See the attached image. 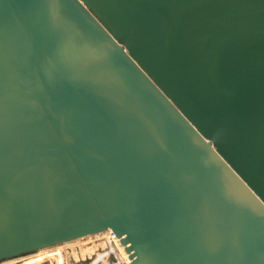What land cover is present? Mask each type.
Returning <instances> with one entry per match:
<instances>
[{
    "label": "water",
    "instance_id": "water-1",
    "mask_svg": "<svg viewBox=\"0 0 264 264\" xmlns=\"http://www.w3.org/2000/svg\"><path fill=\"white\" fill-rule=\"evenodd\" d=\"M105 229L264 264V0H0V260Z\"/></svg>",
    "mask_w": 264,
    "mask_h": 264
},
{
    "label": "built area",
    "instance_id": "built-area-1",
    "mask_svg": "<svg viewBox=\"0 0 264 264\" xmlns=\"http://www.w3.org/2000/svg\"><path fill=\"white\" fill-rule=\"evenodd\" d=\"M117 240L118 239L110 229H105L96 234L86 235L71 241L63 242L61 245L63 248L62 253H58V255L61 256V264L70 263V260L74 262L70 264H79L78 262L81 261H86L85 264H128L129 260L122 254ZM83 245L84 248L82 249ZM54 246L57 245L47 248H53ZM91 246H93V248H90ZM88 249L91 250L88 251ZM36 251L28 253L25 257ZM108 256L111 257V262L106 261ZM17 257L8 259L3 264H12V262L13 264L17 263V259H20V255ZM41 263L50 264L51 261L49 258H46L38 264Z\"/></svg>",
    "mask_w": 264,
    "mask_h": 264
},
{
    "label": "bare ground",
    "instance_id": "bare-ground-1",
    "mask_svg": "<svg viewBox=\"0 0 264 264\" xmlns=\"http://www.w3.org/2000/svg\"><path fill=\"white\" fill-rule=\"evenodd\" d=\"M117 243H118V245H119V247H120V250H121V252H122V254L124 255V257L125 258H127V253H125V251H124V249H123V246L119 243V241L117 240ZM57 246H60V245H62V243H57L56 244ZM57 246H54L53 248H51L52 249V251L50 252L51 253V256L50 257H48L49 259H50V261H51V263L52 264H55V257H54V254H55V252H56V247ZM84 248V245L82 246V249ZM90 248H93V246H91ZM46 249H49V248H42V249H39L38 251H36L35 253H34V255H31L30 257H27L26 259H29V260H27V261H25L24 260V262H22L23 264H31L34 260H36V261H38L39 260V258H41V257H44V256H46V255H48L49 254V251L50 250H47L46 251ZM40 261V260H39ZM53 261V262H52ZM50 263V264H51Z\"/></svg>",
    "mask_w": 264,
    "mask_h": 264
},
{
    "label": "rangeland",
    "instance_id": "rangeland-1",
    "mask_svg": "<svg viewBox=\"0 0 264 264\" xmlns=\"http://www.w3.org/2000/svg\"><path fill=\"white\" fill-rule=\"evenodd\" d=\"M56 252H55V254H54V257H55V264H61V261H60V258H61V256H59L58 255V253H62V246L60 245V246H57L56 248ZM47 250H50L49 251V254L48 255H46V256H44V257H41V258H39V260L38 261H36V260H34L31 264H38V263H40L41 261H43L44 259H46V258H48V257H50L51 256V251H52V249L51 248H49V249H46V251ZM90 251V250H89ZM31 255H34V253L33 254H30L29 256H27V257H30ZM57 255V256H56ZM26 255H21L20 256V259H17L18 260V262L17 263H14V264H23L22 262H24V260L25 261H27V260H29V259H26L27 257H25ZM18 258V257H17ZM6 260H3V261H0V264H3L4 262H5ZM53 262V261H52ZM85 262L86 261H81V262H78L79 264H85ZM70 263H74L72 260H70ZM70 263H67V264H70ZM12 264H13V262H12ZM41 264H45V263H41ZM52 264V263H51Z\"/></svg>",
    "mask_w": 264,
    "mask_h": 264
},
{
    "label": "flooded vegetation",
    "instance_id": "flooded-vegetation-1",
    "mask_svg": "<svg viewBox=\"0 0 264 264\" xmlns=\"http://www.w3.org/2000/svg\"><path fill=\"white\" fill-rule=\"evenodd\" d=\"M29 253H31V252H29ZM28 253H26V254H21V255H27ZM20 255V256H21ZM17 257V256H16ZM11 258H13V257H11ZM11 258H7V259H3V260H8V259H11ZM1 261V260H0Z\"/></svg>",
    "mask_w": 264,
    "mask_h": 264
},
{
    "label": "trees",
    "instance_id": "trees-1",
    "mask_svg": "<svg viewBox=\"0 0 264 264\" xmlns=\"http://www.w3.org/2000/svg\"><path fill=\"white\" fill-rule=\"evenodd\" d=\"M91 250V249H88V251Z\"/></svg>",
    "mask_w": 264,
    "mask_h": 264
}]
</instances>
